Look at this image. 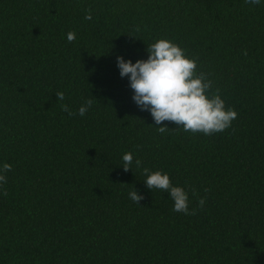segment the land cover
<instances>
[{
	"label": "trees",
	"instance_id": "trees-1",
	"mask_svg": "<svg viewBox=\"0 0 264 264\" xmlns=\"http://www.w3.org/2000/svg\"><path fill=\"white\" fill-rule=\"evenodd\" d=\"M160 38L197 58L238 113L231 127L155 125L133 101L117 56L146 60ZM4 163L0 264H264V0H0ZM144 167L185 188L190 209L192 189L206 196L203 209L174 212Z\"/></svg>",
	"mask_w": 264,
	"mask_h": 264
},
{
	"label": "clouds",
	"instance_id": "clouds-1",
	"mask_svg": "<svg viewBox=\"0 0 264 264\" xmlns=\"http://www.w3.org/2000/svg\"><path fill=\"white\" fill-rule=\"evenodd\" d=\"M261 0H245V4L258 5ZM86 20L92 19V10L86 11ZM136 31H140L139 26ZM75 33L69 31L67 40L72 42ZM148 58L138 59L133 63L117 56V67L121 77H128L130 88L133 90V101L142 111L150 112L155 125L163 122H173L177 127H182L184 132L192 134L202 133L212 135L223 132L231 127L237 118L236 110L225 106L221 98L220 90L213 91V82L208 79V74L197 71V58H190L186 50L171 40L160 38L148 45L146 49ZM247 53L245 52V55ZM58 101L64 100V93L57 92ZM93 99H86L79 107L78 114L83 117L92 106ZM62 111L74 116L77 113L69 109L68 105L61 104ZM163 134L170 129L165 126L157 127ZM122 167L125 172L132 170L134 161L131 152H125L122 156ZM142 161L135 160V166L140 168ZM12 171V165L4 163L0 167V187L7 183V173ZM145 184L149 189H159L167 192L173 201V211L185 215H196L203 209L206 196L199 197L196 190L192 189V195L197 196L196 207L189 208V194L185 188L173 185L167 173L152 171L144 167ZM205 192L208 189L204 190ZM4 195L7 192L4 191ZM129 198L139 205L144 199L134 187L129 192Z\"/></svg>",
	"mask_w": 264,
	"mask_h": 264
}]
</instances>
